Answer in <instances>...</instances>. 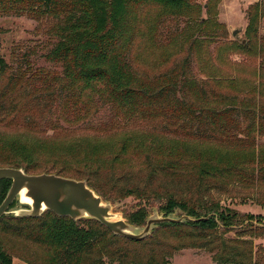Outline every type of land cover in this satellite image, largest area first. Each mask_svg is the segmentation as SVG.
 <instances>
[{
    "label": "trees",
    "instance_id": "trees-1",
    "mask_svg": "<svg viewBox=\"0 0 264 264\" xmlns=\"http://www.w3.org/2000/svg\"><path fill=\"white\" fill-rule=\"evenodd\" d=\"M141 6L180 15L195 4L192 0H0V16L27 14L53 22L57 42L45 59L62 68L59 86L58 78L45 73L39 87L29 68L14 71L0 57V119L37 127L60 109L67 121L80 117L83 110L96 114L107 107L118 119L139 128L217 145L221 152L190 153L183 145L159 148L150 142L152 135L140 140L138 134H129L118 141L84 145L72 163L50 156L47 163L55 172L44 171L84 180L106 201H138L140 209L129 216V223L137 227L146 225L148 207H157L165 217L181 210L193 218L209 219L160 224L145 240L133 241L114 235L95 220L74 222L52 212L39 218L4 216L0 264H13L15 257L26 264H171L173 255L183 249L204 250L216 264H260L263 259L253 239L264 236V226L250 222L249 231H235L252 218L223 209L214 193L226 192L231 185L264 184L263 160L239 164L230 156L245 152L253 156L256 130H264V104L255 98V90L249 99L240 100L223 91L218 80L196 79L192 75L196 43L158 76L142 75L135 56L139 32L133 18ZM248 13L253 25L264 9L256 5ZM248 35V41L237 44L250 51L257 47L253 44L257 36L252 31ZM259 46L258 54L264 57V42ZM40 162L44 161L34 150L0 144V168L37 175ZM11 184L0 181V204ZM234 231V238L225 237ZM18 242L43 252L41 256L34 252V257L17 253L13 249Z\"/></svg>",
    "mask_w": 264,
    "mask_h": 264
},
{
    "label": "rangeland",
    "instance_id": "rangeland-1",
    "mask_svg": "<svg viewBox=\"0 0 264 264\" xmlns=\"http://www.w3.org/2000/svg\"><path fill=\"white\" fill-rule=\"evenodd\" d=\"M192 1L195 7L183 11L180 15L166 14L155 6H141L139 10L134 11L133 18H136L139 32L135 48L139 72L150 77L158 76L174 62L181 61L187 54L188 46L196 43L192 58V75L196 79L218 80L223 91L236 94L240 100L247 97L249 99L255 90V98L264 104V57L258 54L259 44L264 42V15H258L252 25L248 13L249 9L256 5L264 9V0ZM235 30L240 32L239 41L232 35ZM248 31L255 32L257 36V42L253 40L257 47L250 51L237 44L248 41ZM56 42L54 24L50 20H38L27 14L0 16V57L14 68V71L29 68L37 75L36 84L39 87L42 85L41 80L45 79L41 75L45 73L58 78L55 85L59 86L61 66L45 59V55ZM93 111L86 114L83 110L80 117L67 118L66 121L62 118L60 109L55 115L49 116L47 122H40L37 127L26 126L17 120L13 121L12 118H8V121L0 119V144L9 149L25 147L34 150L37 157L44 161L36 168L41 174H44L45 170L55 172L56 168H51L47 163L50 156L63 157L67 163H72L84 145L97 146L104 141H118L129 134H138L140 140L152 135L150 142L159 148L185 147L190 153L222 151L217 145L185 142L183 140L188 139L139 128L118 119L107 107L96 114ZM49 121L51 122L48 123ZM256 135L257 147L253 156L247 152L230 155L234 162L243 164L253 160L257 163L264 161V130H256ZM214 194L223 209L229 208L252 218L245 222L244 227L235 231H249L250 222L258 227L264 226V184L250 187L231 185L228 191ZM109 202L117 218L126 222H129L132 213L140 209L138 201L133 198ZM18 207V202H15L11 208ZM157 211V207H148L150 216ZM172 215L181 217L185 214L181 210H175ZM7 216L13 215L9 213ZM235 231L225 237L234 238ZM253 240L261 250L263 259L260 264H264V236L255 237ZM28 245L24 246L18 242L14 244L13 250L19 251L17 253L23 252L29 257H34V252L39 251L41 256V249ZM170 262L216 264L210 253L198 249L180 250L173 255ZM13 264L26 263L15 257Z\"/></svg>",
    "mask_w": 264,
    "mask_h": 264
},
{
    "label": "water",
    "instance_id": "water-1",
    "mask_svg": "<svg viewBox=\"0 0 264 264\" xmlns=\"http://www.w3.org/2000/svg\"><path fill=\"white\" fill-rule=\"evenodd\" d=\"M239 31L232 32L240 40ZM10 180L12 184L5 199L0 204V219L11 213L13 217L39 218L46 212H52L74 222L95 220L109 229L114 235L143 241L152 231L164 223L201 222L206 218H193L187 215L165 217L158 211L149 216L146 225L137 227L123 219H118L112 204L106 201L86 181L66 178L55 174L29 175L23 169L0 168V181ZM1 194V191H0ZM18 202V209L12 205Z\"/></svg>",
    "mask_w": 264,
    "mask_h": 264
}]
</instances>
